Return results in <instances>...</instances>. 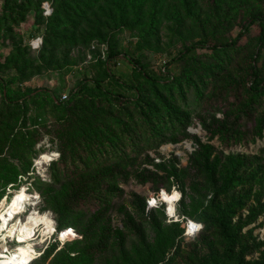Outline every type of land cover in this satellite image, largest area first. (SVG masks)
<instances>
[{
	"label": "rangeland",
	"instance_id": "rangeland-1",
	"mask_svg": "<svg viewBox=\"0 0 264 264\" xmlns=\"http://www.w3.org/2000/svg\"><path fill=\"white\" fill-rule=\"evenodd\" d=\"M89 2L0 0V77L66 101L79 82L107 84L108 55L130 51L164 85L117 60L138 101L113 104L89 89L38 127L31 108L0 96V206L24 191V212L49 214L54 229L36 228L30 264H264V84L248 92L264 81V44L258 24L243 30L264 0H107L104 11L98 1L100 28L87 25ZM241 32L229 51L169 63ZM168 111L181 127L145 131L140 113L163 127Z\"/></svg>",
	"mask_w": 264,
	"mask_h": 264
},
{
	"label": "trees",
	"instance_id": "trees-1",
	"mask_svg": "<svg viewBox=\"0 0 264 264\" xmlns=\"http://www.w3.org/2000/svg\"><path fill=\"white\" fill-rule=\"evenodd\" d=\"M84 1L86 2L87 0H83V2ZM98 1L101 3L102 11L107 10L109 8L108 4L106 3L107 0H93V2H89L92 3V6H88L87 13H91L95 16L94 19L89 20V22L87 23L89 27L100 28L99 21L101 20L99 17V13L101 12H97L98 10L96 12L92 11ZM111 7L115 8L117 11L120 10L119 4H112ZM262 9L263 13L254 14V16H251L248 22L243 26V30L248 29L254 24H258L260 30L259 42L261 44H264V4L262 5ZM6 18H8L7 14L4 15L3 19H0V33L4 27ZM73 25H77V23L74 22ZM241 36L242 32L239 33L234 40L224 44L214 43L207 45L202 41L196 42L188 47H185L183 51H181L177 56L173 57L169 63H174L175 61L184 59L189 53L197 50L206 49L211 52L229 51L237 46L239 40L241 39ZM117 60H123L124 62L132 66L133 69L138 72V74H140L147 83L153 85L154 87L164 85L160 78L149 74L141 65L138 64V62L134 58V52L128 51L122 55L116 53H110L108 55L107 60L104 64V75L109 81L107 84L90 79L79 82L74 87L70 98L66 101H61L60 98L55 96V94H53L47 89L22 88L18 83L19 75L9 76L6 78L0 77V96L3 103H5L9 107L26 106L31 108L33 110V114L29 116V120L32 127H38L40 125L45 124L48 120V117L52 115L54 111H66L69 105L73 104L80 95H82L85 91L89 89L97 90L98 93L104 95L113 104H122L124 101H126V103H130L131 101L136 102L139 99V94L134 88L133 84H129L126 80L122 79V76L119 75L116 71ZM167 66H169V64H167L165 67ZM251 75L252 82H255L256 71L254 69L252 70ZM263 84L264 81H262L261 84L258 83L255 84L253 87H249L248 92L252 94L258 92L262 93ZM125 91L129 93L128 96L125 95ZM140 116L143 119L145 131H151L148 133H153L155 136L160 137L162 136L161 132L164 127H166L167 130H169L170 128L174 129L177 126L181 127L185 122V118L179 116L177 112L172 111H168L169 123H167L163 127L160 126V119L158 121H154L153 118L151 121L145 115H143V112L140 113ZM82 163L87 166V162ZM68 165L72 166V162H67V166H65V169L68 168ZM169 197L170 194L168 196H165V202ZM68 230L69 229H66L62 232V234L66 233V231Z\"/></svg>",
	"mask_w": 264,
	"mask_h": 264
},
{
	"label": "bare ground",
	"instance_id": "bare-ground-1",
	"mask_svg": "<svg viewBox=\"0 0 264 264\" xmlns=\"http://www.w3.org/2000/svg\"><path fill=\"white\" fill-rule=\"evenodd\" d=\"M178 198L179 195L174 194L167 202L168 209L172 213L175 212V204ZM27 200V194L24 191H20L8 203L1 202L0 233L3 237L1 240L2 244L0 245V264H30L39 255L32 249V241L35 237L36 228L40 224H43L46 226V230H48V235L54 232L49 214H44L38 220L35 211L31 213L24 212V205ZM23 212L26 213L24 221L19 217ZM189 226H191V230L194 228L199 229L197 224L189 223ZM8 238L13 239L16 243L13 251H10L5 245Z\"/></svg>",
	"mask_w": 264,
	"mask_h": 264
},
{
	"label": "built area",
	"instance_id": "built-area-1",
	"mask_svg": "<svg viewBox=\"0 0 264 264\" xmlns=\"http://www.w3.org/2000/svg\"><path fill=\"white\" fill-rule=\"evenodd\" d=\"M45 15H49V9H47V6H45ZM30 45L33 47V49L36 48V46H38V42L36 40L32 41L30 43ZM153 202L155 203V201L153 200ZM195 231H199V230H195ZM187 232V231H186Z\"/></svg>",
	"mask_w": 264,
	"mask_h": 264
}]
</instances>
